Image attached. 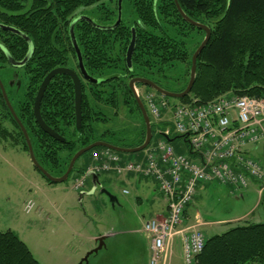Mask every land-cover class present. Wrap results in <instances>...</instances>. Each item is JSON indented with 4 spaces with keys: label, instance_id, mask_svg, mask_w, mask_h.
<instances>
[{
    "label": "trees",
    "instance_id": "1",
    "mask_svg": "<svg viewBox=\"0 0 264 264\" xmlns=\"http://www.w3.org/2000/svg\"><path fill=\"white\" fill-rule=\"evenodd\" d=\"M117 1L113 10L105 8L109 13H114V18L110 14L105 15L101 20L104 23H97L89 18L96 25L113 26L117 19ZM25 2L27 0H0V22L21 31L30 39L33 48L30 60L16 70V88L23 86L25 91L23 98L17 102V112L13 106L12 109L26 130L36 161L53 177H61L65 173L71 158L78 150L96 141L105 142L103 134L99 138L92 135L91 125L96 121H105L99 117L100 112H96L99 104L116 110V93H125L140 115L128 87L131 79L144 78L168 92H182L188 80L181 90L173 91L162 85V71L173 63H185L188 58L189 79L192 55L205 36L202 30L181 18L173 0H122V3L130 5L135 17L130 23L121 20L113 30H97L85 22L76 23L73 33L84 70L89 77L98 80V83L93 84L80 77L82 122L79 131L75 129L73 85L70 78L64 75L55 76L47 86L40 103L42 120L62 137L70 129L76 136L75 141L64 137L66 142L60 143L36 125L32 112L34 98L42 80L51 70L68 68L78 74L69 25L75 17L83 15H75L80 9L103 3L101 0H28L27 8ZM177 2L189 19L208 27L211 33L207 45L197 57L191 92L177 102L200 107L222 96H248L264 100V0ZM3 12L6 14H2ZM132 30L135 33V45L129 70L125 54ZM193 32L203 35L202 40L195 46ZM16 41L24 44L22 38H16ZM25 52L26 47L22 52H14L13 59L20 62ZM71 58L74 60L73 67L67 64ZM3 63L0 61V69ZM113 83L120 85V91L116 92L112 88L108 91L107 87ZM149 90L147 88L148 92ZM155 96L160 99L158 94ZM161 99L169 102L167 98ZM123 102L125 104L127 100ZM0 106L18 129V136L23 141L22 148L27 152L24 137L5 105L1 90ZM151 130L153 134L152 124ZM10 133L12 131L0 129L2 135ZM144 137L145 127L143 139L134 146L108 143L117 147L133 148L140 146ZM169 139L175 141L178 138L171 135ZM77 143L80 145L77 146ZM62 152L67 154L61 159L59 154ZM72 172L82 173L75 168ZM0 264L39 263L23 242L10 231H6L0 232ZM196 264H264V224L245 223L223 234L209 237Z\"/></svg>",
    "mask_w": 264,
    "mask_h": 264
},
{
    "label": "rangeland",
    "instance_id": "2",
    "mask_svg": "<svg viewBox=\"0 0 264 264\" xmlns=\"http://www.w3.org/2000/svg\"><path fill=\"white\" fill-rule=\"evenodd\" d=\"M101 1L103 5L80 9L75 15L83 14L97 23H104L101 20L108 14L114 18V13H109L105 8L113 10L116 0ZM24 4L28 8V0ZM134 17L130 5L122 3L121 20L130 23ZM192 35L195 46L202 40L203 35L195 32ZM186 43L188 44V40ZM73 61L72 58L67 61L69 67H73ZM187 70L188 58L185 63L166 66L161 75L162 85L173 91L181 90L188 80ZM9 72L8 69L1 71V79L8 78ZM119 86L113 83L107 89L109 91L112 88L111 90L118 92ZM137 89L142 98L148 94L146 88L142 86ZM5 91L10 106H13L17 112V102L23 98L24 87L7 86ZM122 98L126 99L127 103L122 104ZM114 99L118 101L116 110L100 104L97 106L96 112H100L99 117L104 118L106 123L94 122V131L105 132L106 134H103L105 142L125 146L136 145L137 139L139 141L143 139L142 118L127 94L118 92ZM167 100L169 106L178 103L174 99L167 98ZM164 116L171 120V114ZM149 118L152 122H157ZM167 127H170L169 124ZM3 128L12 133L0 134V232L13 233L27 246L39 264H148L149 239L143 231V224L156 215L151 200L152 196L157 197V195L153 193L152 188L146 189L144 193L146 196H140V189L135 181L127 183L122 175L100 174L92 194H87L93 188L89 178L84 183L82 192L79 193L73 189L74 181L79 178L74 172L63 183H48L33 168L28 153L22 148L23 141L18 136V129L0 106V129ZM73 133L71 129L65 131L64 137L75 141L76 136ZM13 138L17 141L15 142ZM154 140L155 135L150 145H153ZM171 144L179 154L188 152V146L182 139H177ZM78 145L80 143H77ZM178 147H183L185 150H180ZM65 153H60L59 157L64 158ZM251 156L260 164L264 172V140L252 148ZM87 158L88 153L78 159L74 168L79 170L85 160L89 164L91 158L89 156L88 161ZM105 193L115 198L113 204ZM243 195L241 199L237 195L230 194L223 185H210L209 190L201 191L199 197L189 207L191 215L197 212L203 221H227V223L216 225L213 229L202 227L200 223L191 222L188 215V225H196V228L208 239L246 222L264 224V188L261 190L260 186L251 187ZM137 196L143 198L142 204H137ZM27 204L32 205L29 211L25 209ZM128 231L132 233L129 234ZM99 237H105L103 248L97 253L90 254L87 261L83 262V258L96 248L94 239ZM167 264L185 263L178 252L174 251L173 255L169 256Z\"/></svg>",
    "mask_w": 264,
    "mask_h": 264
},
{
    "label": "built area",
    "instance_id": "3",
    "mask_svg": "<svg viewBox=\"0 0 264 264\" xmlns=\"http://www.w3.org/2000/svg\"><path fill=\"white\" fill-rule=\"evenodd\" d=\"M143 101L151 119L160 126V138L137 160H123L109 150L92 152L85 176L113 173L152 179L167 213L143 224L149 239L148 264H167L175 247L185 264H194L204 249L206 236L196 225L187 226L184 221L199 187L217 182L243 193L251 182H256L261 190L264 188L263 168L248 151L264 140V100L222 96L200 107L181 103L169 106L148 93ZM163 114H171V120ZM171 135L180 136L191 153H177L164 139ZM84 177L74 182L76 192L81 191ZM31 207L27 204L25 209ZM195 222L198 224L197 218Z\"/></svg>",
    "mask_w": 264,
    "mask_h": 264
},
{
    "label": "water",
    "instance_id": "4",
    "mask_svg": "<svg viewBox=\"0 0 264 264\" xmlns=\"http://www.w3.org/2000/svg\"><path fill=\"white\" fill-rule=\"evenodd\" d=\"M176 10L178 11L179 15L181 16V18L187 22L188 24H190L191 26L198 28L200 30H202L205 34L202 42L199 44L198 48L195 50V52L192 55L191 58V67H190V71H189V79L187 82V85L185 87V89L180 92V93H172V92H168L166 90H163L161 88H159L158 86H156L154 83H152L151 81L144 79V78H133L129 81L128 83V87L129 90L133 96V99L137 105V108L140 112L144 127H145V137H144V141L143 143L138 146V147H134V148H123V147H117L114 145H111L107 142H103V141H96L80 150H78L73 157L71 158L68 167L65 171V173L61 176V177H53L51 176L48 172H46L36 161L34 154H33V150H32V146L30 143V140L27 136L26 130L24 129V127L21 125V123L19 122V120L17 119L12 107L9 104V101L7 99V96L5 94L4 88L2 87L1 83H0V90H1V95L2 98L5 102L6 107L8 108L10 114L12 115L13 119L15 120V122L17 123L23 137L26 143V147H27V153L29 156V160L33 166L34 169H36L42 176L43 178H45L49 183L51 184H58V183H63L65 181H67L69 175L72 173L74 165L76 163V161L82 157L83 155L87 154L88 152H90L93 149L96 148H102V149H107L110 150L112 152L118 153V154H125V155H131V154H136L139 152L144 151L148 145L151 142L152 139V130H151V123H150V119L149 116L143 106V103L141 101V99L139 98L135 87L136 85H141L144 87L149 88L150 90H152L153 92L159 94L162 97L165 98H170V99H174V100H181L184 97L188 96L189 93L191 92V89L193 87L194 81H195V72H196V60L198 55L201 53V51L205 48V46L207 45L209 39H210V30L208 27L201 25L197 22L192 21L191 19H189L181 10L177 0H173ZM121 8H122V0H118L117 1V19L116 22L114 23L113 26L111 27H102L99 25H96L89 17L87 16H77L75 17L70 25H69V35H70V40H71V44L73 47V50L75 52L76 55V61H77V68H78V72L79 74H77L75 71L70 70L68 68H56L51 70L46 76L45 78L42 80L41 84L39 85V88L37 90V93L35 95L34 98V102H33V108H32V112H33V117H34V121L36 123V125L38 126V128L44 132L45 134H47L50 138H52L53 140L60 142V143H64L66 142V139L62 136H60L59 134H57L56 132H54V130L50 129L48 126H46V124L44 123V121L41 118L40 115V103L42 100V97L44 95V92L47 88V86L49 85L50 81L58 75H64V76H68L72 82L73 85V104H74V115H75V129L77 131L80 130L81 128V122H82V115H81V102H82V89H81V79L96 84L98 83V80L93 79L91 77H89L83 67L82 64V58H81V54L80 51L78 49V46L76 44V40L74 37V33H73V29L76 23L78 22H85L87 24H89L90 26H92L93 28L97 29V30H103V31H108V30H113L114 28H116L120 22H121ZM8 30L11 31H15L12 28H7ZM16 33H18V31H15ZM134 45H135V33L134 30H132V37L130 40V43L128 45L126 54H125V62H126V66L127 68L130 70L131 66H132V54L134 51ZM29 53L27 54V56L21 61V62H14L12 60L9 59V64L14 66V67H20L23 66L27 60L29 59ZM81 77V79H80ZM167 139L168 142H172L174 140L169 139L168 137H165ZM87 176L91 179L92 182V190L90 192H88L87 194H92L93 191L96 188V183H97V176L94 173H88ZM110 202L113 204L115 202V198L112 197L110 194L105 193ZM83 195V194H82ZM81 197V196H80ZM104 239L105 237H99L95 242H96V248H94L91 252H89L84 258H83V262L87 261V258L90 254L92 253H97L99 250H101L104 246Z\"/></svg>",
    "mask_w": 264,
    "mask_h": 264
},
{
    "label": "crops",
    "instance_id": "5",
    "mask_svg": "<svg viewBox=\"0 0 264 264\" xmlns=\"http://www.w3.org/2000/svg\"><path fill=\"white\" fill-rule=\"evenodd\" d=\"M105 123H106V120L104 121ZM91 127H92V131H93V133H92V135L95 137V138H99L102 134H105V132L104 133H99V132H95L94 131V124L93 125H91ZM139 136V135H138ZM138 136H137V138H138ZM155 140H157V137H156V135H155ZM154 140V141H155ZM138 139H137V141H136V143H138ZM120 142V141H119ZM135 144H133V145H130V146H134ZM174 147V146H173ZM175 148V147H174ZM180 150H185V148H183V147H178ZM176 149V148H175ZM249 154L251 155V151H252V148H250L249 150ZM144 156V154L143 153H139V154H136V155H130V156H121L122 157V159L123 160H136V159H140V158H142ZM88 159H89V155H88V158H87V161H88ZM86 161V160H85ZM83 162V166L81 167V168H79V171H84L86 168H87V166L90 164H87L86 162ZM90 162V161H89ZM77 175L79 174V173H76ZM105 175H113V176H115L113 173H107V174H105ZM79 176V175H78ZM123 177H124V180L127 182V183H129V182H132V181H135V183H137V187H138V189H140V196H146L144 193L146 192V189H148V188H152V191H153V193H155L156 195H157V197H155V196H152V200H151V203H152V206H153V209H154V211H155V213H156V215L154 216V217H152V218H150V219H154V218H162V217H165L166 216V213H167V210H166V205H165V201H164V199H163V196L158 192V190H157V187H156V185H155V182L152 180V179H150V178H143V177H137V176H135V175H133V174H126V175H123ZM98 179V178H97ZM87 181V180H86ZM91 184H92V182H91ZM150 184V185H149ZM210 185H219L220 186V184H218L217 182H213V183H211V184H207V185H201L200 187H199V189H198V191H197V195H196V197H195V199H194V202L196 201V199L199 197V193L201 192V191H205V192H207L208 190H209V188H210ZM258 187L259 185L256 183V182H251V184H250V186H249V188H248V190L251 188V187ZM225 187H227V189H228V192L230 193V194H233V195H237L238 197H240L241 199L243 198V193H246L248 190H246L245 192H243V193H237V192H235L231 187H228V186H225ZM91 190H89V192H90ZM146 200V199H145ZM160 201H162V204H160ZM136 202H137V204H142L143 203V198L142 197H139V196H137L136 197ZM188 215H189V217H190V221L191 222H194L195 221V218H197L198 219V223H200V225L202 226V227H209V228H214V227H216V225H219V224H223V223H227V221H203V220H201V218H200V216H199V214L197 213V212H195V213H193V215H191V212H190V210L189 209H187L186 210V213H185V221H184V223L185 224H187V226H188ZM150 219H148V220H150ZM240 220V219H239ZM147 221V220H146ZM234 221H236V220H234ZM233 221V222H234ZM246 223H248V222H246ZM254 224H259V223H254ZM128 233L129 234H131L132 233V231L130 232V231H128ZM225 233V232H224ZM223 234V233H222ZM213 236H216V235H213ZM210 237H212V236H210ZM97 239H94V243H95V245H96V241ZM174 251H177L178 252V254L180 255V253H179V249L178 248H174ZM174 251H172V255H173V252Z\"/></svg>",
    "mask_w": 264,
    "mask_h": 264
},
{
    "label": "flooded vegetation",
    "instance_id": "6",
    "mask_svg": "<svg viewBox=\"0 0 264 264\" xmlns=\"http://www.w3.org/2000/svg\"><path fill=\"white\" fill-rule=\"evenodd\" d=\"M2 14H6V13L3 12ZM7 28H12L15 31H18V33H16L15 31L8 30ZM16 38H22L24 40V44H22L21 42H17ZM25 47H26V52L24 54L25 55L24 58L27 56V54L30 51L29 59H28V60H30V58L32 57V53H33V48H32L30 39L27 36H25L21 31L16 29L15 27L8 26V25H5L2 22H0V61L4 62L3 63L4 65L0 69V72L4 71L5 69L6 70L8 69L10 71L8 78H5V80L1 79V77H0V83H1L2 87L4 88V91H5L7 86L8 87L11 86L12 88H16V84L18 81V72L16 70L18 68H21L22 66L16 68V67L10 65L9 59L16 62L13 59L14 52H22L25 49ZM22 60H20V62ZM16 63H18V62H16ZM78 74H79V72H78ZM139 86H141V85H136V87H135V90L137 91L138 94H140L139 89H137V88H139ZM142 87L146 88V90H147V87H144V86H142ZM5 94H6V91H5ZM6 96H7V94H6Z\"/></svg>",
    "mask_w": 264,
    "mask_h": 264
}]
</instances>
